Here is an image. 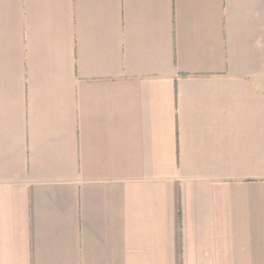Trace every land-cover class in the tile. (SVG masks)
Masks as SVG:
<instances>
[{
	"label": "crops",
	"instance_id": "crops-1",
	"mask_svg": "<svg viewBox=\"0 0 264 264\" xmlns=\"http://www.w3.org/2000/svg\"><path fill=\"white\" fill-rule=\"evenodd\" d=\"M0 264H264V0H0Z\"/></svg>",
	"mask_w": 264,
	"mask_h": 264
}]
</instances>
